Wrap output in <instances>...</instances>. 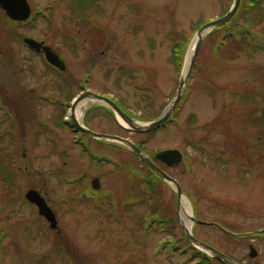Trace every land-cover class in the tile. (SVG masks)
<instances>
[{
    "label": "rangeland",
    "instance_id": "rangeland-1",
    "mask_svg": "<svg viewBox=\"0 0 264 264\" xmlns=\"http://www.w3.org/2000/svg\"><path fill=\"white\" fill-rule=\"evenodd\" d=\"M28 2L33 20L13 24L11 34L0 10V119L8 111L14 119L2 124L0 137V264H200L176 188L143 182L147 168L124 146L78 133L71 105L89 90L139 123L159 118L178 92L199 24L226 15L234 0ZM252 30L251 46L238 52L231 44L217 51L230 30L205 35L182 100L162 128L132 132L95 103L80 123L128 139L151 158L181 151L179 166L161 168L203 222L192 223L193 236L239 264H264V23ZM24 36L44 40L66 70L15 41ZM175 36L188 40L181 70L171 59ZM71 121L75 127L65 124ZM34 188L60 233L26 200Z\"/></svg>",
    "mask_w": 264,
    "mask_h": 264
},
{
    "label": "water",
    "instance_id": "water-1",
    "mask_svg": "<svg viewBox=\"0 0 264 264\" xmlns=\"http://www.w3.org/2000/svg\"><path fill=\"white\" fill-rule=\"evenodd\" d=\"M241 5V0H234V3L232 7L230 8L229 12L226 13V15L210 21L203 25L199 31L197 32L198 41L196 43L193 55L190 59L188 67L184 70V75L180 79V86L178 89V92L175 96V98L171 101L169 106L165 109V112L162 116L157 118L154 121L148 122L146 124L139 123L137 120L133 119L131 116L126 114L115 102H113L111 99L101 96L99 94H96L94 92H84L80 96L76 98V100L73 102L72 110L75 109V107L87 100L92 99L97 103H100L102 105L108 106L113 113L115 114L116 118L121 122L124 123L127 126H124L126 129H129L133 132H140V133H147L154 130L159 129L161 126L165 124V122L170 118L174 110L176 109L178 103L180 102L185 86L187 84L188 78L191 74V71L193 69V66L195 64V61L197 59V56L199 54L202 42L204 40L205 35L210 32L211 30L224 26L228 24L237 14L239 8ZM0 8L5 12V15L8 16L13 21H26L29 19L31 15V7L27 0H0ZM26 42L40 51L41 47L43 46L42 43L37 42L34 39H26ZM44 53L46 55L47 60L50 64L53 66L59 68L62 71L66 70V65L64 62L60 59L59 55H57L55 52L52 51V49L48 46L43 47ZM73 121L75 125L85 134L90 135L96 139L105 140L109 142H115L119 143L133 152L137 154V156L145 163L147 164L157 175H159L164 181L167 183L173 185L176 188L177 191V197L179 201V206L181 204V200L183 198V191L181 188V185L175 180L173 177H171L168 173L163 171L145 152H143L137 145H135L133 142H131L128 139H124L118 136H111V135H104L99 134L96 132L91 131L90 129L84 127L81 125L75 117L72 115ZM155 158L159 160L161 163L165 164L168 167H176L180 165V163L183 161V155L182 153L177 149H165L159 151ZM93 186L94 188L98 189L100 188L99 179L95 178L93 180ZM26 198L33 204H35L38 207L39 215L43 216L45 219L49 221L51 224L52 229L57 228V219L56 215L53 212V210L48 206L46 200L35 190H30L26 194ZM193 223H200L203 224V222L197 220L192 216L191 218ZM182 221V219H181ZM183 226V229L185 230V235L187 240L194 245L196 248L206 252L211 257L215 258L217 261H219L222 264H239L235 260H233L231 257L226 255L225 253L219 251L218 249L214 248L213 246L202 242L195 238L191 232V230L184 225V223H181ZM251 253L250 257L255 258L257 257L258 253L257 250L251 246Z\"/></svg>",
    "mask_w": 264,
    "mask_h": 264
},
{
    "label": "trees",
    "instance_id": "trees-1",
    "mask_svg": "<svg viewBox=\"0 0 264 264\" xmlns=\"http://www.w3.org/2000/svg\"><path fill=\"white\" fill-rule=\"evenodd\" d=\"M263 4H264V0H241V6H240L235 18L229 24H227L223 27H219L212 32L213 33L212 35H214L217 32L226 30V29L230 30L232 32V34H230L229 36L222 39V42L218 46V49H217V51L219 53L222 52L223 50H225L226 48H228V46H230V44L235 45L234 47L230 46V49H232L234 52H238V50H242V48L245 46L246 47L251 46L250 40L253 37V33H254V31L252 29L255 26H257L258 24L264 23V6H263ZM4 19H7V18L4 16ZM4 19H3V21H4ZM238 19H240V21H238ZM204 22H206V21H203V23L201 22L202 24H199V26L196 30H199V28H201V26H203V24H205ZM9 24H10V27L6 28V30L8 31L9 34H11L13 32L12 25L14 23L9 21ZM262 35L264 36V34H262ZM180 39L176 40V36H175V38L173 37L174 45L172 47V55H171V59H172V61L175 62L178 70L182 69L185 54H186L187 44H188V40L182 41V39L181 40ZM196 66H197V64H195L194 67H196ZM99 109H103V108H99ZM105 109H106V111H108L110 114L113 115V113L110 109H107V108H105ZM140 120H150V116H147V117L140 116ZM141 149L147 151L146 148H144V147H141ZM129 152L133 155V158L135 160L143 163L133 151L129 150ZM144 166L148 170L147 173L141 174V171L139 172V170L137 169L138 166H132L135 168V169H132L133 174L136 172L137 173L139 172L141 174L140 175L141 180L143 182H146L147 184H150V185H153L154 183H157L158 181H162L161 178L158 175H156L148 166H146L145 164H144ZM128 168L129 167L127 166V169ZM165 222L168 223V221H166V219H165ZM192 255L194 257L199 256L202 264H210L214 260L213 258H210L209 256H207L203 252L198 251L197 249H193Z\"/></svg>",
    "mask_w": 264,
    "mask_h": 264
},
{
    "label": "bare ground",
    "instance_id": "bare-ground-1",
    "mask_svg": "<svg viewBox=\"0 0 264 264\" xmlns=\"http://www.w3.org/2000/svg\"><path fill=\"white\" fill-rule=\"evenodd\" d=\"M198 36L197 38L194 40L192 46L190 47L189 53L187 54V67L188 64L190 62V59L193 55L194 49H195V45L198 41ZM94 100L92 99H87L81 103H79L75 109L73 111H71V115H73L75 117V119L80 122L83 123V119L82 116L85 113V111L89 108V106L94 104ZM97 103V102H96ZM180 215H181V219L182 222L184 223V225L186 227H188L189 229H191L192 226V214H191V210H190V205L188 203V201L185 198H182L181 200V204H180Z\"/></svg>",
    "mask_w": 264,
    "mask_h": 264
},
{
    "label": "flooded vegetation",
    "instance_id": "flooded-vegetation-1",
    "mask_svg": "<svg viewBox=\"0 0 264 264\" xmlns=\"http://www.w3.org/2000/svg\"><path fill=\"white\" fill-rule=\"evenodd\" d=\"M25 38H23L22 40H24ZM39 42H44V45H46L45 44V41L44 40H39ZM47 46V45H46ZM28 51H30V52H34L32 49H29ZM31 53V54H32ZM27 54V53H26ZM26 54H24V56L26 55ZM37 54H39L40 56H42V57H44V59H45V55L43 54V53H37ZM23 56V57H24ZM31 70H32V68H31ZM4 104L6 105V104H9V103H7V102H4ZM9 107H11L10 105H8ZM12 108V107H11ZM5 110V108H0V114L3 112ZM12 110H13V108H12ZM3 114V113H2ZM11 117H12V114L8 111V114L5 116V117H1L2 119H0L1 121H0V133H1V127H2V124H4V123H12L13 124V121H14V119H13V121H11ZM10 118V119H9ZM19 120H20V118H19ZM16 124V123H15ZM24 125H23V120H22V125L20 126L21 127V131L23 132V127ZM158 165L161 167V163L159 164L158 163ZM91 184H92V186H93V182H91ZM30 190H36V191H38L41 195H42V193H41V191L39 190V189H36V188H34V189H29L28 191H30ZM27 191V192H28ZM26 192V193H27ZM25 196H26V194H25ZM44 198H45V200H46V202H47V198L44 196V195H42ZM32 204V203H31ZM47 204H48V202H47ZM34 205V204H33ZM49 205V204H48ZM36 206V205H35ZM37 207V206H36ZM57 217V216H56ZM56 230H58V233H60L59 231V228L57 227L56 228Z\"/></svg>",
    "mask_w": 264,
    "mask_h": 264
}]
</instances>
